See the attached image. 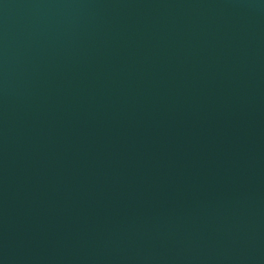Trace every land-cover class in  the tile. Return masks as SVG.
I'll list each match as a JSON object with an SVG mask.
<instances>
[{"label": "water", "instance_id": "water-1", "mask_svg": "<svg viewBox=\"0 0 264 264\" xmlns=\"http://www.w3.org/2000/svg\"><path fill=\"white\" fill-rule=\"evenodd\" d=\"M0 264H264V0H0Z\"/></svg>", "mask_w": 264, "mask_h": 264}]
</instances>
